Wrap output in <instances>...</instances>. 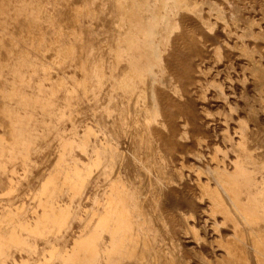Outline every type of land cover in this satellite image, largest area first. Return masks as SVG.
Here are the masks:
<instances>
[{"label": "bare ground", "instance_id": "1", "mask_svg": "<svg viewBox=\"0 0 264 264\" xmlns=\"http://www.w3.org/2000/svg\"><path fill=\"white\" fill-rule=\"evenodd\" d=\"M247 1L264 3L0 0V264H264V28L240 23ZM224 9L234 45L220 36ZM235 49L247 62L244 115L213 145L215 163L187 179L179 154L198 156L207 140L193 95L213 88L225 117L238 107L221 80L187 87L190 58L229 60ZM94 175L103 196L73 205ZM200 210L213 241L188 222Z\"/></svg>", "mask_w": 264, "mask_h": 264}, {"label": "rangeland", "instance_id": "2", "mask_svg": "<svg viewBox=\"0 0 264 264\" xmlns=\"http://www.w3.org/2000/svg\"><path fill=\"white\" fill-rule=\"evenodd\" d=\"M247 3H248L247 7L243 8L240 11V23H244L247 19L250 18L252 20H255L257 23L253 25V29L255 31L257 29H263L264 3H262L261 1H254V2L247 1ZM224 12H225V17L227 18L228 21V25L226 27L224 26L225 28L221 25L218 27L221 30L220 36L221 39L228 42L229 45H234L235 43L238 42V40L235 35L236 30L232 29V24H231L232 16L230 11H228L227 9H224ZM245 41H247V39ZM248 45L253 47V44L251 42H249ZM262 50H264V43L262 44ZM189 62L191 67L193 68L195 75V79L190 81L187 85L189 89L193 90L196 93V91L200 89L201 86L204 83H206L208 79L211 80L215 78L223 82L224 89L226 90L228 95L229 103L234 104L235 102L238 105L236 112L234 110L231 112L230 117L229 116L225 117V115L229 113V106L227 103H224L223 100L216 97L213 88L211 87L205 88L204 91L205 97L203 99L199 96L193 95L192 106L194 107L197 113L196 122L201 127V129H203L206 132L207 140L205 141V143L203 140L196 143L195 147L199 153L198 156H192L189 153L181 152L176 162L178 164L184 163L183 174L185 178L196 179L195 174H197L196 173L197 171H195L194 169L198 170L204 167H208L215 163V160L212 159L213 156L212 147L213 145H220V146L224 145V142L221 138V132L223 131V129L228 128L233 133V130H235L237 127V118L242 117L244 115V108H245V104L247 103V100L244 99L241 95L238 81L239 78L244 77L243 74L246 75V70L244 69V67L247 66V62L244 59V57L240 53H238L237 49L231 52V58L229 60H227L225 57L219 60H213L211 58L192 57L190 58ZM226 73L230 74L229 77L231 78L230 80L229 78L225 77ZM246 79H247L246 83L249 84L248 92L250 95H252L254 92L251 82L252 80L248 78ZM185 118L186 117L184 115H179V119L183 120ZM82 121L83 123L91 126L94 129L98 128V124L94 122V120L92 119L91 115L87 112V110L84 111V114H82ZM262 122L264 123V120H262ZM75 153L78 158L84 159V156L81 152L76 151ZM201 173L199 174V176L201 177L202 180L205 181L206 174L204 173L201 174ZM100 184H101L100 176L94 175L87 182L86 188L84 189L79 200L74 199L72 201V204L76 205L78 202H80L83 209L92 206L93 205L92 198L95 193L99 198L103 196V187L100 186ZM62 198L65 201L69 200V196L67 194H63ZM25 199H27V197H25ZM200 202L201 204L206 206V198H203V200H200ZM199 213H200L199 215L201 216L200 219L189 218L188 222L196 225L199 233L203 237H207L209 241H213L214 239H216V234L211 227L212 225L210 221L212 216L208 215L207 212L203 210H200ZM222 228L228 231L227 226L222 225ZM78 230H79V224L76 221H74L70 229V232L72 233L71 235L75 237V235H77L78 233ZM179 237L183 242V244H185L189 249L190 254H192L193 249L191 248L194 247V243L192 241L191 234L187 232H183L182 230ZM73 238L69 241L71 242ZM221 250L222 248L218 246L215 242H213V247L210 250V254L212 256L215 253L219 254L221 253ZM15 256L16 258H19L18 254H16ZM192 262L193 264H203L194 259L192 260Z\"/></svg>", "mask_w": 264, "mask_h": 264}]
</instances>
